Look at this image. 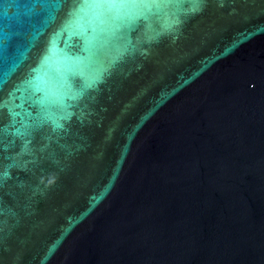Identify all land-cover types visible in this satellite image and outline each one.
I'll list each match as a JSON object with an SVG mask.
<instances>
[{"label": "water", "instance_id": "obj_1", "mask_svg": "<svg viewBox=\"0 0 264 264\" xmlns=\"http://www.w3.org/2000/svg\"><path fill=\"white\" fill-rule=\"evenodd\" d=\"M0 264H264V0H0Z\"/></svg>", "mask_w": 264, "mask_h": 264}]
</instances>
